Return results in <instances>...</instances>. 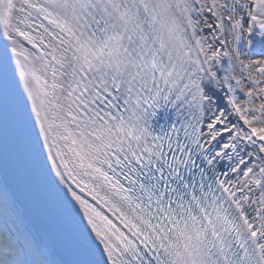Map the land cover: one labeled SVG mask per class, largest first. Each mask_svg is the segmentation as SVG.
Instances as JSON below:
<instances>
[{"label": "snow or ice", "instance_id": "snow-or-ice-1", "mask_svg": "<svg viewBox=\"0 0 264 264\" xmlns=\"http://www.w3.org/2000/svg\"><path fill=\"white\" fill-rule=\"evenodd\" d=\"M0 264H264V0H0Z\"/></svg>", "mask_w": 264, "mask_h": 264}]
</instances>
